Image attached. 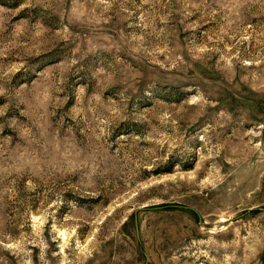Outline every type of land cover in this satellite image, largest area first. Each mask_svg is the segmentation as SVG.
I'll return each instance as SVG.
<instances>
[{"label": "rangeland", "instance_id": "374dc122", "mask_svg": "<svg viewBox=\"0 0 264 264\" xmlns=\"http://www.w3.org/2000/svg\"><path fill=\"white\" fill-rule=\"evenodd\" d=\"M0 264H264V0H0Z\"/></svg>", "mask_w": 264, "mask_h": 264}]
</instances>
